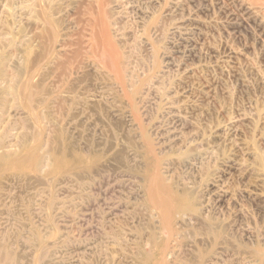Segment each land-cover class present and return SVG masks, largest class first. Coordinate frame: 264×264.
Masks as SVG:
<instances>
[{"label": "rangeland", "instance_id": "374dc122", "mask_svg": "<svg viewBox=\"0 0 264 264\" xmlns=\"http://www.w3.org/2000/svg\"><path fill=\"white\" fill-rule=\"evenodd\" d=\"M0 264H264V0H0Z\"/></svg>", "mask_w": 264, "mask_h": 264}, {"label": "bare ground", "instance_id": "6f19581e", "mask_svg": "<svg viewBox=\"0 0 264 264\" xmlns=\"http://www.w3.org/2000/svg\"><path fill=\"white\" fill-rule=\"evenodd\" d=\"M254 3V2H253ZM103 5V4H102ZM100 9H102V7L100 8ZM103 10V9H102ZM102 10H100L101 11V14H103L102 12ZM101 17H102V15H101ZM103 18V17H102ZM103 20V19H102ZM104 26L105 25H103V31H102V37H101V40H100V42H101V44H102V46L105 48V49H107V51L110 53V55H111V57H112V61L114 62V64L117 66V62H118V60H117V57H118V52H117V50H116V47L114 46V44L112 43V42H110V38H109V31H108V29H106L105 30V28H104ZM106 27V26H105ZM107 28V27H106ZM118 67V66H117ZM160 194V193H159ZM156 196V194H153V196ZM157 195H158V192H157ZM154 196V197H155ZM158 198V197H157ZM157 198L155 199V198H153V200L155 201V204L157 203H159L160 201H161V198H160V200H158L157 201ZM163 199V198H162ZM162 202V207L163 208H168V207H166L167 205H165V203H164V201H161ZM158 207V206H157ZM162 208V209H163ZM169 209H170V207L168 208V214L166 213V211H165V209H163L164 210V212H165V214H163V210H162V214H163V216H164V219L166 218V216L168 215L169 216V213H170V211H169ZM165 222H166V224H167V220L165 219ZM167 226H168V224H167ZM166 226V227H167Z\"/></svg>", "mask_w": 264, "mask_h": 264}]
</instances>
